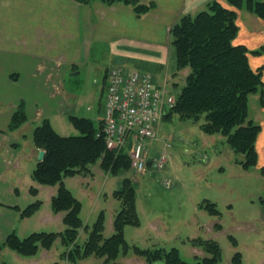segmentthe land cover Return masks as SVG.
I'll use <instances>...</instances> for the list:
<instances>
[{
  "label": "trees",
  "instance_id": "obj_1",
  "mask_svg": "<svg viewBox=\"0 0 264 264\" xmlns=\"http://www.w3.org/2000/svg\"><path fill=\"white\" fill-rule=\"evenodd\" d=\"M88 5L93 0H74ZM107 4L121 2L132 8L137 17L154 9L152 0H103ZM226 5L214 0L206 4L205 10L194 15L182 16L170 28L171 46L174 51L177 73L185 68L188 74L182 87L174 95L173 104L166 109L162 121L174 116L179 119L200 120L201 130L206 134H221L227 139L236 154L242 159L239 164L248 170L257 164L256 139L260 125L248 117V101L251 94H259V103L264 104V82L262 68L252 69L249 56L260 55L263 46L249 50L243 44H234L233 39L239 31L237 14L242 9L264 20V1L259 0H224ZM162 89V87H158ZM167 95L170 92L163 88ZM27 120L23 103H20L11 116L8 131L17 129ZM78 135L62 136L57 133L48 119H43L31 134L33 146L45 152L42 161L37 162L32 170L31 179L36 185L54 187L55 193L50 199L52 213L63 212L61 219L65 229L60 232H33L24 238L14 233L7 236L0 244V250L7 248L22 257L34 256L39 248L49 249L59 239L64 245L59 261L66 264H78L87 258L103 259V264H119L120 255L131 250L144 259L145 264L161 261L164 264H222L221 249L212 239H192L191 245L201 248L204 256L196 257L199 261H185L176 248L143 249L127 243L124 236L126 226L138 227L140 219L136 206L134 183L124 178L119 189L113 190L111 197L119 202L120 208L111 218V235L104 236L105 215L100 211L88 227L80 218L81 203L64 184V179L75 175L87 178L92 176L91 167L98 163L107 174L117 175L128 171L129 156L125 150H108L104 139L97 135L101 128L94 127L91 119L71 115L68 117ZM264 175V171L261 170ZM33 195L37 187H30ZM264 202V195L260 199ZM36 200L20 211L21 218L31 217L40 208ZM197 208L211 216H219L215 204L203 200ZM219 227V225H217ZM87 238L82 244L80 229ZM235 243V241H233ZM237 252L231 264H240Z\"/></svg>",
  "mask_w": 264,
  "mask_h": 264
},
{
  "label": "crops",
  "instance_id": "obj_2",
  "mask_svg": "<svg viewBox=\"0 0 264 264\" xmlns=\"http://www.w3.org/2000/svg\"><path fill=\"white\" fill-rule=\"evenodd\" d=\"M152 1L154 9L137 17L121 2L93 0L85 5L74 0H0V244L11 233L26 237L28 218H21L20 211L35 201L30 187H37V194L50 189L49 198L55 193L54 187L36 185L31 174L24 185L20 173L25 166L32 173L38 162L40 150L33 146L31 134L43 119H48L56 132L71 125L68 117L78 110L80 88L70 86L69 77L82 70L88 75L94 71V78L101 82L97 111L93 114L90 107L94 118L86 117L94 127L101 121L106 74L111 68L150 73L154 85L166 88L171 95L183 85V76L175 67L170 28L182 16L194 15L214 0ZM216 1L226 5L224 0ZM247 44L250 46L252 40ZM253 57L259 59L260 55ZM254 59L249 58L251 66L256 64ZM20 103L27 120L8 131ZM259 109L263 116L255 145L259 168H264V104ZM259 209L262 219L264 202ZM112 216L107 218L109 227ZM44 219L45 224L58 223L57 228L63 225L53 213L45 214ZM29 259L6 248L0 250V264H36L31 259H40L37 264H52L58 260L41 251Z\"/></svg>",
  "mask_w": 264,
  "mask_h": 264
},
{
  "label": "rangeland",
  "instance_id": "obj_3",
  "mask_svg": "<svg viewBox=\"0 0 264 264\" xmlns=\"http://www.w3.org/2000/svg\"><path fill=\"white\" fill-rule=\"evenodd\" d=\"M189 2L198 3L197 0ZM205 7L197 12L205 10ZM237 23L239 31L233 39L234 44H243L249 50L263 46L259 59L249 56L251 59L255 58L253 61L256 64L250 65L252 69L262 68L263 80L264 20L242 9L237 14ZM249 40H252L250 46L247 44ZM256 40L258 45L254 42ZM89 69L90 67L87 68L88 71ZM180 73L184 84L188 69L180 70ZM69 79L70 86L80 88L79 107L77 111L75 108L74 115L94 118L89 111L90 107H93V114L97 111L101 88V82L94 78V71L88 75L87 71L82 70ZM259 104V94H251L248 101V117L256 124H259V118L263 116ZM203 118L202 116L200 120L195 121L174 116L168 121H161L158 139L143 143L150 161L147 162L144 172H135L130 162L128 171L111 175L102 171L96 163L91 167L92 176L84 178L75 175L64 179L67 189L81 203L80 218L83 224L90 227L98 213L103 211L106 218L104 236L109 237L112 227L107 226V218L120 208L119 202L111 197V193L121 187L124 178H129L135 186L140 219L138 227L124 228L125 239L130 245L143 249L176 248L185 261L196 263L205 254L201 248L191 245L190 241L196 238L212 239L220 246L222 264H231V259L237 252L240 254V264H264V218L260 219L259 209L260 203H263L260 199L264 195V175L261 174L264 168H259L257 156V164L244 170L239 164L242 156L233 151L225 136L206 134L201 130ZM64 126L65 131L57 130L60 135H78L73 125ZM162 153L167 156L166 162L162 168H156V157ZM20 174L21 182L27 185L31 168L23 167ZM169 180L171 184L166 187L164 183ZM49 191L44 189L39 194H32L36 196L35 201L39 200L41 205L26 221V236L33 232H60L65 229L62 222H59L63 224L59 228L58 223H44L45 214H52L50 199L54 194L49 198ZM203 200L214 203L219 216H211L198 209L197 204ZM57 214L55 216L60 219L64 217L63 212ZM80 231L78 241L82 244L87 234L82 228ZM64 248L57 239L49 249L39 248L38 251L54 255L59 261ZM34 256L20 258L30 260L29 258ZM31 260L36 264L40 261ZM117 261L119 264H145L144 259L136 256L131 250L125 255H120ZM60 264L66 262L60 260ZM78 264H103V259L90 257L79 261Z\"/></svg>",
  "mask_w": 264,
  "mask_h": 264
},
{
  "label": "built area",
  "instance_id": "obj_4",
  "mask_svg": "<svg viewBox=\"0 0 264 264\" xmlns=\"http://www.w3.org/2000/svg\"><path fill=\"white\" fill-rule=\"evenodd\" d=\"M173 102V96L154 86L150 74L120 67L110 69L97 135L103 137L108 150L127 151L132 169L144 172L143 143L158 139L159 124ZM165 161V154H161L156 160L157 168H162Z\"/></svg>",
  "mask_w": 264,
  "mask_h": 264
},
{
  "label": "water",
  "instance_id": "obj_5",
  "mask_svg": "<svg viewBox=\"0 0 264 264\" xmlns=\"http://www.w3.org/2000/svg\"><path fill=\"white\" fill-rule=\"evenodd\" d=\"M44 155H45V152L42 151V150H40V151L38 152V155H37V161H38V162H39V161H42L43 158H44Z\"/></svg>",
  "mask_w": 264,
  "mask_h": 264
}]
</instances>
